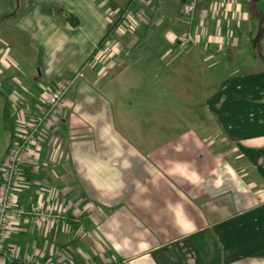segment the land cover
Masks as SVG:
<instances>
[{
    "label": "crops",
    "instance_id": "crops-1",
    "mask_svg": "<svg viewBox=\"0 0 264 264\" xmlns=\"http://www.w3.org/2000/svg\"><path fill=\"white\" fill-rule=\"evenodd\" d=\"M250 2L199 0L188 45L178 43L187 30L182 0H25L9 11L13 30L0 38V187L20 124L60 82L81 77L59 122L25 157L18 193L21 207L53 206L66 223L13 221L4 250L18 259L7 264H264V55L252 40ZM148 52L172 65L189 56L182 68L194 56L224 68L215 87L199 85L204 116L168 111L147 90L136 102L104 93V80L110 90L129 60ZM77 220L87 234L77 236Z\"/></svg>",
    "mask_w": 264,
    "mask_h": 264
},
{
    "label": "rangeland",
    "instance_id": "rangeland-1",
    "mask_svg": "<svg viewBox=\"0 0 264 264\" xmlns=\"http://www.w3.org/2000/svg\"><path fill=\"white\" fill-rule=\"evenodd\" d=\"M148 1L149 0H136V5L146 4ZM164 1L172 2V5H174V0ZM176 1L178 3L181 0H175V2ZM24 2L25 0H0V38L3 39L2 30H13H11L10 27L14 23V17L8 14L9 11L11 10L12 13H16L21 3ZM249 9L252 13L251 16L255 19L256 23L252 31V40L255 43V46L259 47V49H261V53L264 55V19L259 13V11L264 13V0H258L255 2L252 0V2H250ZM120 17V15L116 16V20L120 19ZM257 55H259L258 51ZM189 59V56H180V58L177 59V62H174L172 65L170 58L166 61H160L156 58L154 59L150 52L146 54H139V56H134L131 60H129V67L118 76L117 81H114L115 86L111 87L110 90L107 88L104 89V87L107 86V82H104L105 80L100 85L102 86L104 93L109 95L112 93L115 100L128 99L132 102H136L137 99L142 98L141 90H147L150 97H160L165 100V107L168 111L176 108L178 109L180 116L182 114L184 117L194 116L201 118L204 116L205 110L202 104L199 103L200 105H198V102H200L199 98L202 95L199 85L207 81L206 83L209 86L213 84V87H215L218 81L224 78L227 73L224 68L211 67L209 62H205L202 58L200 59L196 56L192 58V61L194 60L195 62H192L193 64H191L190 68H182L183 64L188 62ZM157 68L159 69L157 70ZM164 69L168 71L169 74L167 77L163 78L161 77L160 72ZM229 69L233 72L236 69L238 70L241 68ZM132 84H137L139 88L129 89V85L133 86ZM142 84H144V86H142ZM185 88H190L188 91L192 90L198 92V94L193 97H187V91H185ZM204 92L205 91L203 90L202 93ZM187 107L190 108L189 113H184V110ZM140 114L141 111L138 110L136 106L134 114L131 115H133V118L137 119V117H141ZM167 114L171 113L167 112ZM187 122L188 121L183 123ZM202 123L206 124V122ZM9 124L12 126V119L9 121ZM207 125V127L212 129L211 124ZM198 127L200 128L201 126L199 125ZM10 139L12 140L13 138L11 137ZM232 156L233 155L231 153V159H233Z\"/></svg>",
    "mask_w": 264,
    "mask_h": 264
},
{
    "label": "built area",
    "instance_id": "built-area-1",
    "mask_svg": "<svg viewBox=\"0 0 264 264\" xmlns=\"http://www.w3.org/2000/svg\"><path fill=\"white\" fill-rule=\"evenodd\" d=\"M199 0H182L180 14L187 25V30L178 37L180 45H188L194 39L192 22ZM125 12H128L127 10ZM127 14H122L124 21ZM120 26V24H119ZM119 28V27H118ZM81 77L77 73L50 91L37 116L20 124L19 130L9 147L6 158L1 166L2 185L0 187V264H7V258L17 261L16 253L5 252V242L10 234V228L15 220L32 219L39 224L53 226L66 223L64 211L53 206L33 205L23 208L18 204V193L24 185L23 165L25 157L32 154L43 139L47 126L56 125L68 106V94ZM77 236H83L88 231L85 225L77 220ZM29 264H45L38 258H29Z\"/></svg>",
    "mask_w": 264,
    "mask_h": 264
},
{
    "label": "trees",
    "instance_id": "trees-1",
    "mask_svg": "<svg viewBox=\"0 0 264 264\" xmlns=\"http://www.w3.org/2000/svg\"><path fill=\"white\" fill-rule=\"evenodd\" d=\"M255 1H258V0H255ZM255 7H256V4H255ZM256 10H257V8H256ZM258 11H259V10H258ZM58 13H59L60 15H62V14H63V11H62V10H59ZM259 13L261 14V17L264 19V13H263L262 11H259ZM66 18H67L69 21L73 22L74 24H78V23H79L78 19H77L75 16L71 15V14H67V15H66ZM119 22H120V20H117L116 22H114V23L111 24L110 29H109L107 35H106L105 38L101 41V43L99 44V46L96 48V50H95L94 53L92 54V56H91V60H92V59L94 58V56L97 54V52H98L99 49L103 48V47H104V46H105L110 40L113 39L114 34H115L116 30H117L118 27H119V24H120Z\"/></svg>",
    "mask_w": 264,
    "mask_h": 264
}]
</instances>
